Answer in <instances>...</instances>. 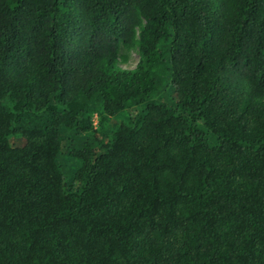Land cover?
I'll return each instance as SVG.
<instances>
[{
	"label": "trees",
	"instance_id": "trees-1",
	"mask_svg": "<svg viewBox=\"0 0 264 264\" xmlns=\"http://www.w3.org/2000/svg\"><path fill=\"white\" fill-rule=\"evenodd\" d=\"M0 264H264V0H0Z\"/></svg>",
	"mask_w": 264,
	"mask_h": 264
},
{
	"label": "rangeland",
	"instance_id": "rangeland-1",
	"mask_svg": "<svg viewBox=\"0 0 264 264\" xmlns=\"http://www.w3.org/2000/svg\"><path fill=\"white\" fill-rule=\"evenodd\" d=\"M138 59H139V55L135 52V51H132V53H131V59H130V61L128 62V64H126L127 66H131V67H133V66H135L136 65V63L138 62ZM125 65V66H126Z\"/></svg>",
	"mask_w": 264,
	"mask_h": 264
}]
</instances>
